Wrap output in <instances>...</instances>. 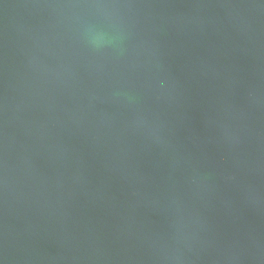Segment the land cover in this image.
Segmentation results:
<instances>
[{
	"label": "water",
	"instance_id": "95a60500",
	"mask_svg": "<svg viewBox=\"0 0 264 264\" xmlns=\"http://www.w3.org/2000/svg\"><path fill=\"white\" fill-rule=\"evenodd\" d=\"M0 264H264V0H0Z\"/></svg>",
	"mask_w": 264,
	"mask_h": 264
}]
</instances>
